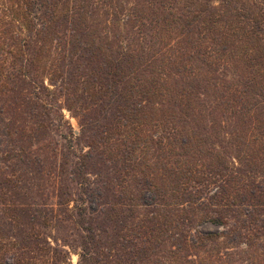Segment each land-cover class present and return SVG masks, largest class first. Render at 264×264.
<instances>
[{
  "label": "trees",
  "instance_id": "obj_1",
  "mask_svg": "<svg viewBox=\"0 0 264 264\" xmlns=\"http://www.w3.org/2000/svg\"><path fill=\"white\" fill-rule=\"evenodd\" d=\"M76 249L264 264V0H0V264Z\"/></svg>",
  "mask_w": 264,
  "mask_h": 264
},
{
  "label": "rangeland",
  "instance_id": "obj_2",
  "mask_svg": "<svg viewBox=\"0 0 264 264\" xmlns=\"http://www.w3.org/2000/svg\"><path fill=\"white\" fill-rule=\"evenodd\" d=\"M152 29V28H151ZM153 32H155V29H152ZM199 78V76L197 77ZM48 96H45V98H47ZM168 97V94H165L161 97V102H165L164 100ZM51 99V98H49ZM61 101H58L59 105L62 104L63 102V98L62 96H60L59 98ZM76 108V107H75ZM51 111V110H50ZM54 111V110H52ZM51 111V114H52V117H53V114L54 112L52 113ZM77 111V112H76ZM56 112L58 113L59 112V109L56 110ZM78 113V107L77 109L74 111L72 109H67L65 108L64 106L62 107L61 109V114H62V118L65 120V122H68V124L71 126L72 130H74V132L77 134L79 132V126H78V122H79V118L76 116V114ZM59 133H64L66 135H68V133L65 131V129L62 130V128L60 130H57L55 128L54 125L51 126L50 128V136L49 138L47 139V141H45L43 144L46 145V148H47V145H48V150H56L55 148H57V143L60 142H63L64 140L61 139V137L59 136ZM84 150L86 151L87 150V147H83ZM54 153L52 155V162L53 164L50 165L48 164L49 167L53 166L55 163H59L60 162V155L59 153H57V156H56V153L55 152H52ZM90 178H93L94 176L93 175H88ZM65 179L63 180V182H66V184H68V178L67 176H64ZM53 184V181L51 182ZM69 190H72L73 192V195H70L68 197V200H71L69 201L68 203H70L69 207H72L75 203V201H78V195L77 193L74 194V189L73 188H68ZM55 194H57V191H55V187L54 186H51V187H48L46 189V195L44 196L45 198V202L49 203V204H54L56 202V197H55ZM111 194V193H110ZM54 206V205H53ZM56 207V205H55ZM69 212V211H68ZM65 221H62V223H64ZM64 226L66 225V223L63 224ZM112 223H106L105 226L109 229L111 228L112 226ZM61 227H62V224L60 225V228L57 229V230H51L49 231L51 233L50 236H54V235H58L60 234L61 232H63L61 230ZM224 229V226H218V225H214L210 222H201V223H195L194 226H191L188 231L186 232H189L190 234H194V232H199L200 234H204V233H214V232H220ZM104 240H106L104 238ZM52 243V242H51ZM171 243V245L169 246V244ZM170 243H167L166 246L168 248H171V249H175V246L173 244H175L174 241H170ZM59 244H62L59 242ZM64 248H67L66 246H64ZM68 249V248H67ZM166 254V253H165ZM226 254H225V251L222 250L219 254H218V257L220 258L219 260H217L216 262L219 264L220 262L226 260L227 258H225ZM190 258H194L193 255H191ZM77 260H78V254H77V249L76 251H70V255H69V260L68 262H70V264H76L77 263ZM156 260H158L159 262L158 263H155V260H153L151 262V264H179V263H176L174 261V259L172 257H170L169 255H163V254H160L156 257Z\"/></svg>",
  "mask_w": 264,
  "mask_h": 264
}]
</instances>
